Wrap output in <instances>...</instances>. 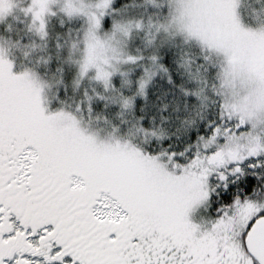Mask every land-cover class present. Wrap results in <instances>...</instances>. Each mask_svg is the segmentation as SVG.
<instances>
[{"label": "rangeland", "instance_id": "obj_1", "mask_svg": "<svg viewBox=\"0 0 264 264\" xmlns=\"http://www.w3.org/2000/svg\"><path fill=\"white\" fill-rule=\"evenodd\" d=\"M112 1L0 0V76L8 107L16 128L29 127L39 137L58 172L57 186L50 178L35 186L31 203L19 199L18 189H10L29 188L28 167L35 152L27 149L12 176H0V184L7 182L3 188L13 193L9 216L0 214V236L8 235L9 246L7 251L0 246V264H141L157 255L159 247L198 257L212 251L244 256L242 232L264 215V203L215 218L208 214L207 180L264 153V0L263 15L251 20L259 25L255 29L241 22L243 0H168L169 15L158 21L136 18L132 10L114 11ZM106 19L108 29L103 28ZM76 23L79 27L70 29ZM175 42L195 43L215 56L221 65L222 113L237 122L198 140L185 167L142 153L92 119L74 114L78 108L51 111L48 104L58 80L34 69L55 67L61 58L73 96L110 100L127 110L132 100L114 91L111 80L122 78L126 90V79L140 69L138 97H143L162 72L160 51ZM97 86L102 90L98 97L92 93ZM1 163L0 170L6 171L7 164ZM54 188L63 193L60 199L52 196ZM72 193L83 195L92 207V216L84 211L91 216L90 226L114 230L93 227L81 233L79 227L87 221L85 216L75 219L80 210L69 200ZM47 210L54 211L52 219L63 216L60 235L54 225L39 227L41 216L50 214ZM35 255L39 259L30 257Z\"/></svg>", "mask_w": 264, "mask_h": 264}, {"label": "trees", "instance_id": "obj_2", "mask_svg": "<svg viewBox=\"0 0 264 264\" xmlns=\"http://www.w3.org/2000/svg\"><path fill=\"white\" fill-rule=\"evenodd\" d=\"M262 1H241V22L245 26L252 29L259 27L251 20L263 15ZM167 2L168 0H113L111 6L114 11L132 10L136 18H154L158 21L169 15ZM107 22L108 19L105 20L104 29H108ZM78 27L79 24L76 23L70 29L76 30ZM19 42L25 44L22 38ZM159 57L158 66L162 72L150 82L143 97H138L140 69L126 79V90L121 88L122 78L114 77L111 80L114 91L120 92L125 99L132 100L127 110L110 100L83 99L80 93L73 96L69 89L68 68L63 65L61 58L56 60L55 67L48 64L46 69H34L46 79L58 80L55 97L48 104L51 111L63 108L74 112L78 108L79 112L74 114L92 119L98 128L112 132L120 140L128 141L142 153L150 157H162L164 161L171 158V164L178 162L185 167L195 156L193 147L198 140L213 136L217 127L227 130L237 122L224 117L222 113L221 65L214 55L195 43L175 42L163 48ZM2 82L0 81V160L7 164L6 171L1 169L2 175L12 176L16 171V161L22 160L29 149L36 154L28 170L40 176L33 184L43 186L47 183L46 179H54L57 174L45 169L48 156L40 146L39 137L29 127L23 130L16 128L7 104L6 86ZM94 90L96 91L92 93L97 97L102 94L100 87L97 86ZM234 169L235 167L225 169L223 177L219 176L217 180H213V176L207 180L210 194L208 214L215 218L230 217L233 210L248 208L253 203H264V153L257 158L245 159ZM253 219L242 232L241 250L246 257L239 256L237 252L228 256L218 251L198 257L184 250L159 247L157 255L147 257L141 264H256L246 254L243 246L245 233L251 227ZM97 227L105 232L114 230L110 225ZM234 245L237 246L236 243Z\"/></svg>", "mask_w": 264, "mask_h": 264}, {"label": "flooded vegetation", "instance_id": "obj_3", "mask_svg": "<svg viewBox=\"0 0 264 264\" xmlns=\"http://www.w3.org/2000/svg\"><path fill=\"white\" fill-rule=\"evenodd\" d=\"M1 76H0V81H1ZM36 152H38V151H36ZM0 165H1V160H0ZM45 169H46V171L48 169H50L49 171H52L54 174H58L57 170L54 169L51 166V162L49 161L48 158L46 159ZM1 175H2V171L0 170V176ZM39 177L40 176L39 175H35V173H31V175H29L28 182L27 183H29L28 185H29V188H31V189H29L28 187L26 188L24 186H22V187H17V186L16 187H13L12 186L11 189H10V191L11 192H14V190L18 189L19 190L18 192L20 193V196H19L20 198L19 199H22V202H29V203H31L32 200H33V199H31V195H33V192H34L32 189L36 186L35 184H33V181H36L37 179H39ZM56 177H57V175H56ZM5 180H3L4 183L2 182L0 184V214H3L4 218L6 217V214L5 213H8V212H6L7 211V208L10 206V203L8 202V200H9V198H11L10 195L13 194V193H10L9 192V189L7 187L6 188H3V186H5L6 183H7V182L5 183ZM56 181L57 180H55V182L53 183V187H56L57 186L58 183L56 184ZM22 188H24L26 191H29L27 193V195H24L23 194ZM54 189L55 190L53 191L52 196L57 197L58 199H60V197H62L63 193L61 192V190H57L58 188H54ZM43 195L45 196L46 194H43ZM112 195H114V193ZM49 198H51V197L49 196L48 198H46L45 200H42V201L45 202ZM80 198H81V201L83 203H81V201L78 200ZM69 200H71V202H73L74 210H76V211L77 210H80V212L76 215V218L75 219L80 220V219H82L83 216L86 217L85 221H87V223L86 224H83L82 226L79 227L80 232L81 233L87 232L86 231V228L88 230H91L93 227L96 228L97 227V224L96 223L95 224L93 223L92 226L89 225L88 218L92 216V207H91V209L88 207L87 201L84 200V196L81 195V197H80L78 194L72 193L69 196ZM80 203H81V205H80ZM50 209L54 210L55 207L53 208V207L50 206ZM52 210H47V212H50V214H46L44 216H41V222H40L39 227H41V224H44V223H46L49 226L54 225V226H56V232L55 233H57V234L60 235L61 234V231H62L61 230V226H62V224H65V222L64 221H61V220H63V216H61L62 218L60 217V218L52 219V217L54 215V211H52ZM86 210H90L91 211V216L88 215V214L85 215L84 211H86ZM69 214H70V212H69ZM8 216H9V213H8ZM26 219H30V216L27 215V218ZM57 219L62 222L61 225H59V226L56 224V220ZM73 219L74 218L71 217L68 221L71 223ZM8 222H9V218H8ZM3 223L6 224V226H7L6 220H4ZM63 227H65V229H66V226L65 225ZM52 228H54V227H52ZM97 229H98V227H97ZM101 231H103V229H101ZM106 232L109 233L108 231H106ZM71 235L72 234H70V236ZM5 238H7V239H5ZM0 246L3 247L5 249V251L8 250V247H9L8 246V235H6V236L5 235H1L0 236ZM71 247H73V245H71ZM78 247H81V246H78ZM57 249H59V248H57ZM30 257H32V258H38V256H36V255L35 256H30ZM2 262H3V260H0V263H2Z\"/></svg>", "mask_w": 264, "mask_h": 264}, {"label": "water", "instance_id": "obj_4", "mask_svg": "<svg viewBox=\"0 0 264 264\" xmlns=\"http://www.w3.org/2000/svg\"><path fill=\"white\" fill-rule=\"evenodd\" d=\"M251 224L245 233L243 246L256 264H264V215L253 219Z\"/></svg>", "mask_w": 264, "mask_h": 264}, {"label": "bare ground", "instance_id": "obj_5", "mask_svg": "<svg viewBox=\"0 0 264 264\" xmlns=\"http://www.w3.org/2000/svg\"><path fill=\"white\" fill-rule=\"evenodd\" d=\"M253 260V259H252ZM254 261V260H253Z\"/></svg>", "mask_w": 264, "mask_h": 264}]
</instances>
